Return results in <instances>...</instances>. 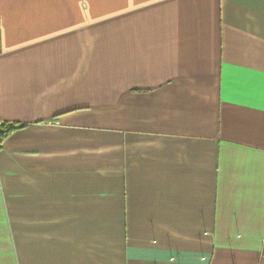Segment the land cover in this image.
Returning a JSON list of instances; mask_svg holds the SVG:
<instances>
[{
    "label": "crops",
    "instance_id": "1",
    "mask_svg": "<svg viewBox=\"0 0 264 264\" xmlns=\"http://www.w3.org/2000/svg\"><path fill=\"white\" fill-rule=\"evenodd\" d=\"M0 264H264V0H0Z\"/></svg>",
    "mask_w": 264,
    "mask_h": 264
},
{
    "label": "trees",
    "instance_id": "2",
    "mask_svg": "<svg viewBox=\"0 0 264 264\" xmlns=\"http://www.w3.org/2000/svg\"><path fill=\"white\" fill-rule=\"evenodd\" d=\"M16 127L17 125L15 123H9L7 121H0V143Z\"/></svg>",
    "mask_w": 264,
    "mask_h": 264
}]
</instances>
